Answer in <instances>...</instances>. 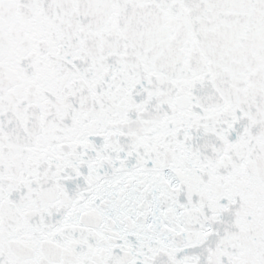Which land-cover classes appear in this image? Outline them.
I'll list each match as a JSON object with an SVG mask.
<instances>
[{"label": "snow or ice", "instance_id": "6c2138e0", "mask_svg": "<svg viewBox=\"0 0 264 264\" xmlns=\"http://www.w3.org/2000/svg\"><path fill=\"white\" fill-rule=\"evenodd\" d=\"M0 264H264V0H0Z\"/></svg>", "mask_w": 264, "mask_h": 264}]
</instances>
